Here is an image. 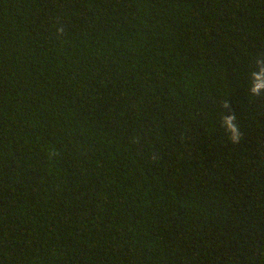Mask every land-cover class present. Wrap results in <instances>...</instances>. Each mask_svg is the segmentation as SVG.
<instances>
[{
  "label": "trees",
  "instance_id": "trees-1",
  "mask_svg": "<svg viewBox=\"0 0 264 264\" xmlns=\"http://www.w3.org/2000/svg\"><path fill=\"white\" fill-rule=\"evenodd\" d=\"M258 61L264 0H0V264H264Z\"/></svg>",
  "mask_w": 264,
  "mask_h": 264
},
{
  "label": "clouds",
  "instance_id": "clouds-1",
  "mask_svg": "<svg viewBox=\"0 0 264 264\" xmlns=\"http://www.w3.org/2000/svg\"><path fill=\"white\" fill-rule=\"evenodd\" d=\"M256 67L260 68L261 73L264 74V63L258 61ZM253 75L256 76L257 79L261 78L257 74ZM261 87H264V85L258 84L255 88L251 89V95H259V90ZM223 106L224 108H227V102H225ZM235 119V117H229L227 120L224 121L226 129L230 132L229 139L232 141V143H237L241 139L239 127L237 124L234 123Z\"/></svg>",
  "mask_w": 264,
  "mask_h": 264
}]
</instances>
